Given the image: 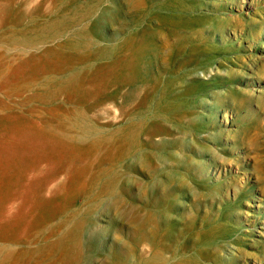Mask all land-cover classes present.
Listing matches in <instances>:
<instances>
[{
	"label": "rangeland",
	"instance_id": "1",
	"mask_svg": "<svg viewBox=\"0 0 264 264\" xmlns=\"http://www.w3.org/2000/svg\"><path fill=\"white\" fill-rule=\"evenodd\" d=\"M57 263L264 264V0H0V264Z\"/></svg>",
	"mask_w": 264,
	"mask_h": 264
},
{
	"label": "bare ground",
	"instance_id": "2",
	"mask_svg": "<svg viewBox=\"0 0 264 264\" xmlns=\"http://www.w3.org/2000/svg\"><path fill=\"white\" fill-rule=\"evenodd\" d=\"M4 5V4H3ZM1 9H2V7H1ZM3 11V10H2ZM4 12V11H3ZM45 55V54H44ZM49 55H51V54H49ZM11 61V60H10ZM12 62V61H11ZM7 64V63H6ZM6 68H7V65H6ZM2 69V68H1ZM65 86V85H64ZM24 87H26V85L24 86ZM20 89V88H19ZM94 145H95V143H94ZM95 148H97V147H95ZM76 151H77V149H76ZM60 241V240H59ZM63 241V240H62ZM61 241V242H62ZM69 243V242H68ZM70 244V243H69ZM73 244V243H72ZM61 246H63V245H61ZM71 247H72V245H71ZM68 249V248H67ZM70 255V254H69ZM68 256V255H67ZM57 262H59V261H57ZM58 264V263H57Z\"/></svg>",
	"mask_w": 264,
	"mask_h": 264
}]
</instances>
